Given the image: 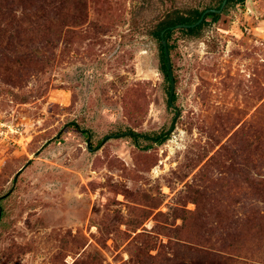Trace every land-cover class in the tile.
Listing matches in <instances>:
<instances>
[{
  "label": "rangeland",
  "instance_id": "rangeland-1",
  "mask_svg": "<svg viewBox=\"0 0 264 264\" xmlns=\"http://www.w3.org/2000/svg\"><path fill=\"white\" fill-rule=\"evenodd\" d=\"M218 4L0 0V264H264V0L173 33L171 107L152 35Z\"/></svg>",
  "mask_w": 264,
  "mask_h": 264
},
{
  "label": "trees",
  "instance_id": "trees-1",
  "mask_svg": "<svg viewBox=\"0 0 264 264\" xmlns=\"http://www.w3.org/2000/svg\"><path fill=\"white\" fill-rule=\"evenodd\" d=\"M221 2H222V0H219V4L213 8H218L220 6ZM226 3L227 4H233V5H235V4H241L242 5L244 3V0H227ZM203 10L204 9H198V8L189 9V10H186L185 12L184 11L181 12L180 10H174L165 19H162L161 21H159L157 23V25L154 27V29L152 30L153 38L158 42V45H159V59H160L161 72L167 81V92L166 93L168 95V98H167L166 104L168 107H171L173 105V102L176 98V94H175V92H173L172 100L170 101L169 100L170 81H169V76H168V71H167V66H166L164 50H163V46L161 43L160 33L162 31H164L163 38L166 40L167 48H168L169 55H170L171 51L174 47V45L171 43V38L173 36V33L178 31V32L183 33V34L188 35V36H195V35L199 34V32L201 31L203 26L208 22L207 17L209 15H211L213 17V20L218 19L219 14L210 12V13H207L204 16L201 23L195 27H190V28L180 27V28H172V29L170 28L171 26L178 24V23H185V24L194 23L200 17ZM170 60H171V58H170ZM171 66H172V63H171ZM70 124H73V126L77 130H81L79 128L78 124H76L74 122H71ZM82 131L87 132V130H82ZM128 133L131 136H134V137L136 136L135 137L136 139L138 137H141V138L145 139L146 141H149V142L155 143V144H161L168 138V136L165 135V132L163 130L159 133H154V132L135 133V132H131V130H129ZM133 134H136V135H133Z\"/></svg>",
  "mask_w": 264,
  "mask_h": 264
},
{
  "label": "water",
  "instance_id": "water-1",
  "mask_svg": "<svg viewBox=\"0 0 264 264\" xmlns=\"http://www.w3.org/2000/svg\"><path fill=\"white\" fill-rule=\"evenodd\" d=\"M226 2H227V0H222L220 6L218 8H206V9H204L203 12L201 13L200 17L197 19V21H195L192 24L178 23V24H175V25L171 26L170 28L172 29V28H180V27H184V28L195 27V26H197L198 24L201 23V21L203 20L204 16L207 13L213 12V13L219 14L221 12V10L223 9L224 5L226 4ZM163 34H164V31H162L160 33V36H161V43H162L163 50H164V55H165V60H166V66H167L169 81H170L169 100L171 101L172 100V95H173V92H174V87H175V80H174L173 70H172V66H171L170 55H169V51H168V48H167V43H166V40L163 38ZM178 113H179V110L176 109V113H175V116H174V118L172 120V124H171L169 130H172L174 128V121H175V118L177 117ZM125 134H129V133L128 132H122V133L116 134V136H122V135H125ZM133 135H136V134H133ZM108 138H109V136H105V138L103 139L101 144H103V142H105V140H107ZM89 148H90V146H89ZM16 176H17V174L15 175V178H16ZM15 178H14V180H15Z\"/></svg>",
  "mask_w": 264,
  "mask_h": 264
}]
</instances>
